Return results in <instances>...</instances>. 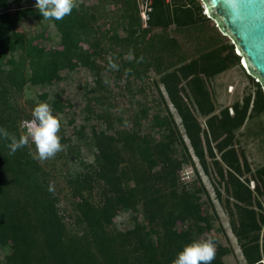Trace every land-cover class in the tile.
<instances>
[{"label":"trees","instance_id":"16d2710c","mask_svg":"<svg viewBox=\"0 0 264 264\" xmlns=\"http://www.w3.org/2000/svg\"><path fill=\"white\" fill-rule=\"evenodd\" d=\"M3 5L6 0H0V128L19 138L14 114L21 110L11 104L14 94L22 93L27 82L58 79L62 69H74L79 64L95 69L97 64L93 54L75 39L87 29L89 19L84 4L60 21L45 20L30 6H18L10 13L7 7L1 9ZM150 7L148 29L190 26L208 18L202 13L201 0L172 4L150 0ZM35 11L44 26L57 28L60 48L46 49L18 40L15 20ZM89 15L94 19V15ZM138 18L136 9L128 36H116L117 45L124 48L134 36L143 41L146 30L135 35ZM14 49H19L18 57L3 61L6 50ZM93 49L103 50L101 39L95 40ZM240 59L233 42L217 43L178 67L161 71L159 82L181 117L193 158L199 160L205 172L207 157L217 166L216 174L227 195L224 208L246 264H264V165L251 172L234 144L235 130L248 115L251 95L244 97L242 103L235 102L232 113L225 107L216 114L207 86L208 78L230 64H238ZM255 84L252 108L264 110L263 87L257 81ZM155 86L159 89L157 81ZM161 100L166 116L154 117L161 130L158 138L142 136L134 130L93 131L89 136L80 130L92 152L89 162H81V149L72 150L70 139L60 131L61 143L67 146L65 157L82 165L81 171L69 172L66 180L68 205L72 208L68 214L64 213V206L60 212V189L52 165L61 153L40 163L32 159L28 146L9 155V141L0 139V248H6L0 264H172L186 245L208 237L218 242L212 264H226L224 256L232 249L210 233L218 216L206 187L198 174L194 188L181 181L184 162L197 170L163 95ZM50 103L57 109L61 105L54 99ZM195 112L205 117L207 130ZM250 172L256 182L254 191L244 177ZM50 182L54 192L48 190ZM215 191L221 198L220 190ZM137 206L141 207L146 225L137 222L131 229H117L113 220L118 211L136 210Z\"/></svg>","mask_w":264,"mask_h":264},{"label":"rangeland","instance_id":"374dc122","mask_svg":"<svg viewBox=\"0 0 264 264\" xmlns=\"http://www.w3.org/2000/svg\"><path fill=\"white\" fill-rule=\"evenodd\" d=\"M35 2V0H6V5H3L1 9L7 7L10 13H13L18 6H30L34 10ZM141 2V0H128V2L125 0H78L79 4H84L86 17L89 20L86 32L76 36L75 39L78 45L93 54L92 59H95L97 66L92 69L88 65L79 64L74 69L60 70L59 78L52 82L37 84L27 82L22 93L14 94L11 100V104L21 110L17 115L14 114L18 133L25 134V130L20 125L23 120L32 119L31 113L34 107L40 102L48 101L53 114L61 121L60 131L63 132L65 138L70 139L71 149L79 147L81 151L78 158L82 160L81 162H89L93 159L92 152L86 147V141L79 133L80 130L88 136L93 131L105 130L114 133L120 130H134L142 136L158 138L161 130L156 126L154 117L157 114L161 118L166 116L165 104L161 100L163 95L178 130L191 152L197 170L195 172L190 163L184 162L180 171L181 181L194 188L198 185L196 176L198 174L218 216L210 233L232 249L224 256L226 264H246L232 228L222 227L221 224L226 220L230 222V219L224 208L227 195L216 174L217 166L212 164L211 159L207 157L208 171L205 172L199 160L193 158L194 153L189 140L186 142L181 117L170 102L163 84L159 82L161 71L178 67L217 43L229 44L232 41L219 31L210 18L190 26L170 25L165 30L162 28L148 29V25H145L142 19L145 4L143 2L142 6ZM94 5L97 9H92ZM136 9L139 18L135 35L144 32L141 30H146L144 39L139 42L141 41L140 36L138 38L134 36L122 48L116 44L115 37L126 38L128 36L129 29L134 23L132 17ZM89 14L94 15V19H91ZM19 18L15 20L18 40H23L26 45H38L46 49L60 48L57 28L44 26L36 16V11ZM154 35L157 36L152 39ZM96 39H101L102 51L93 49ZM130 49L133 50L135 57L132 61L126 59ZM227 53L228 51L225 52ZM5 55L3 61L13 57L17 58L19 49L6 50ZM141 56L144 57V61L137 63L136 61ZM109 58L119 65V70L109 69ZM241 61L240 59L238 64H230L224 71L208 78L207 86L215 107L213 113L216 114L225 107L228 108L229 113H232V105L235 102L242 103L244 97L251 95L248 115L243 124L235 130L234 144L246 158L251 172H254L264 165V110L256 111L252 108L257 88L256 79L247 73ZM129 69L131 71L125 76V71ZM105 80L109 83L105 84ZM155 81L159 89L155 86ZM53 99L61 103L58 109L55 108L56 105L50 103ZM195 114L202 128L207 130L205 117L199 115L198 112ZM201 138L205 148L203 135ZM62 144L64 145L63 142ZM28 147L31 152L35 151L31 143ZM60 153L56 155L59 159L55 161V165H52L57 176L55 183L59 184L57 186L60 189L58 195L60 212L64 206L66 208L64 213L68 214L72 213V208L68 205L70 194L66 180L69 172L81 171L82 165L80 161H72L71 158L65 157L67 148ZM251 172L246 173L244 177H247V184L254 191L256 182L252 180ZM216 188L220 190L221 198L217 197ZM64 217L65 221H69L68 216ZM137 222L146 225L140 206L132 211H118L113 220L114 226L120 230L131 229ZM5 254L6 248H0V263Z\"/></svg>","mask_w":264,"mask_h":264},{"label":"clouds","instance_id":"9594fccd","mask_svg":"<svg viewBox=\"0 0 264 264\" xmlns=\"http://www.w3.org/2000/svg\"><path fill=\"white\" fill-rule=\"evenodd\" d=\"M202 7L203 14L207 16L203 4ZM35 8L42 14L43 19L60 21L69 16L73 9H78L79 3L78 0H36ZM235 52L240 55L236 48ZM126 59L128 61L135 59L133 50H129ZM143 61L144 57L141 56L136 62ZM241 65L245 68L242 61ZM108 67L110 70H119V65L114 63L112 58H109ZM130 71V69L126 70L125 76ZM104 83L108 84L109 81L105 80ZM31 116L32 119L21 122L20 127L25 130V134L20 135L19 138L10 134L7 129L0 128V139L9 141L6 144L9 155L15 154L17 150L27 147L30 143L34 145L35 151H30L29 154L32 159L40 163L54 159L58 153L65 151L67 146L61 143L59 135L61 121L53 114L51 106L47 102H40L34 107ZM48 190L55 191L52 182H50ZM217 243L212 237L195 240L177 254L172 264H212L216 258Z\"/></svg>","mask_w":264,"mask_h":264},{"label":"water","instance_id":"95a60500","mask_svg":"<svg viewBox=\"0 0 264 264\" xmlns=\"http://www.w3.org/2000/svg\"><path fill=\"white\" fill-rule=\"evenodd\" d=\"M207 17L228 36L247 73L264 91V0H201Z\"/></svg>","mask_w":264,"mask_h":264},{"label":"built area","instance_id":"2783aa9c","mask_svg":"<svg viewBox=\"0 0 264 264\" xmlns=\"http://www.w3.org/2000/svg\"><path fill=\"white\" fill-rule=\"evenodd\" d=\"M141 5L143 6V2H144V10L142 12V19L145 25H147V19H148V12L151 10L150 7V0H141ZM175 1H184V0H165L166 3L168 4H172Z\"/></svg>","mask_w":264,"mask_h":264},{"label":"crops","instance_id":"0c3cea01","mask_svg":"<svg viewBox=\"0 0 264 264\" xmlns=\"http://www.w3.org/2000/svg\"><path fill=\"white\" fill-rule=\"evenodd\" d=\"M221 224H222V227H231L229 220L222 221Z\"/></svg>","mask_w":264,"mask_h":264},{"label":"bare ground","instance_id":"6f19581e","mask_svg":"<svg viewBox=\"0 0 264 264\" xmlns=\"http://www.w3.org/2000/svg\"><path fill=\"white\" fill-rule=\"evenodd\" d=\"M187 137L185 136V139H186ZM187 140V139H186ZM187 142V141H186ZM194 156V155H193Z\"/></svg>","mask_w":264,"mask_h":264}]
</instances>
